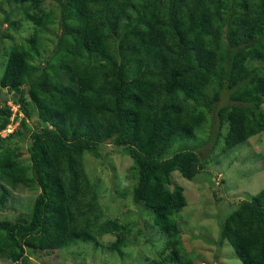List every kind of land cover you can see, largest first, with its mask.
<instances>
[{
  "label": "trees",
  "instance_id": "16d2710c",
  "mask_svg": "<svg viewBox=\"0 0 264 264\" xmlns=\"http://www.w3.org/2000/svg\"><path fill=\"white\" fill-rule=\"evenodd\" d=\"M10 1L33 33L8 52L0 87L17 94L29 162L0 134V208L6 185L38 192L20 218L0 220V259L26 264L35 250L106 233L120 251L131 228L100 220L83 165L111 144L131 159L133 201L167 237L163 262L195 264L181 246L174 215L187 201L171 173L193 179L206 145L209 156L218 143L225 151L264 131V0H57V17L43 0ZM56 19V44L40 60L41 34H53ZM10 115L3 104L0 130ZM179 139L191 143L174 151ZM219 224V245L230 244L242 264H264V187Z\"/></svg>",
  "mask_w": 264,
  "mask_h": 264
},
{
  "label": "rangeland",
  "instance_id": "374dc122",
  "mask_svg": "<svg viewBox=\"0 0 264 264\" xmlns=\"http://www.w3.org/2000/svg\"><path fill=\"white\" fill-rule=\"evenodd\" d=\"M42 6L54 17L58 16L57 0H43ZM30 11L34 12L33 9ZM23 16V8L19 5L10 0H0V74L12 47L24 43L33 33L32 23ZM48 30L54 33L41 34L47 36V41L44 40L37 57L40 60L49 55L56 44L57 19ZM57 61L52 62L53 67L59 65ZM16 98L15 92L0 87V107L3 104L11 107L9 122L0 134L4 137L11 134L7 143L15 145L21 153L19 159L28 163L29 131L20 125L23 115L17 109ZM261 108L264 110V104ZM207 129L214 134L216 132L215 124ZM190 143L191 140L179 139L173 150L186 148ZM221 144L218 143L209 156V145L202 149V157L208 160L193 179L182 177L178 171L171 173L172 183L183 187L187 201L186 206L174 215L181 230V246L185 256L195 264H242L230 244L223 242L219 245V223L238 201L251 198L264 187V131L225 151ZM100 152L98 157L85 154L83 165L97 186L98 202L103 210L100 220L117 218L131 228L129 235H121L123 247L120 251L111 247L115 235L106 233L98 236L95 242L78 241L62 249L35 250L34 254L27 252L26 264H175L163 262L169 252L161 253L167 237L148 218L141 204L133 201L135 180L129 171L130 157L111 144L102 145ZM6 186L9 197L4 208H0V220H15L27 212L38 191L23 186ZM0 264L11 262L0 259Z\"/></svg>",
  "mask_w": 264,
  "mask_h": 264
},
{
  "label": "built area",
  "instance_id": "2783aa9c",
  "mask_svg": "<svg viewBox=\"0 0 264 264\" xmlns=\"http://www.w3.org/2000/svg\"><path fill=\"white\" fill-rule=\"evenodd\" d=\"M17 109H18V108H17ZM17 109H16V110H17ZM16 110H15V111H16Z\"/></svg>",
  "mask_w": 264,
  "mask_h": 264
}]
</instances>
